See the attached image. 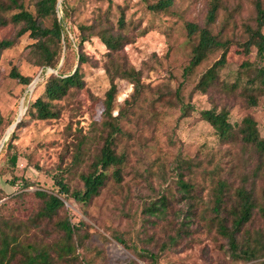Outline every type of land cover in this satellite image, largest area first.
Masks as SVG:
<instances>
[{
  "label": "rangeland",
  "instance_id": "rangeland-1",
  "mask_svg": "<svg viewBox=\"0 0 264 264\" xmlns=\"http://www.w3.org/2000/svg\"><path fill=\"white\" fill-rule=\"evenodd\" d=\"M155 1L58 0L57 16L64 21L65 35L57 68L37 64L32 52L35 40L29 33L3 50L0 58V113L4 116L0 127V197L5 201L0 207V232L22 234L26 241H49L61 233L58 220L69 218L75 224L81 221L88 224L79 230L80 237L75 236L79 261L83 264H152L136 248L159 254L160 244L175 234L188 208L187 201L180 200L182 193L176 183L180 172L176 157L180 155L198 162L193 171L181 172L184 178L197 182L200 208L190 218L179 243L163 251L158 264H233L226 240L201 218L202 208L210 199L207 172L215 168L234 187L241 184L243 174H248L250 185L260 199L264 195V155L239 140L222 141L212 125L202 118L201 111L225 105L230 108L232 123L253 115L264 137V91L254 107H249L240 95L247 82L242 64L259 62L255 48L246 54L240 45L247 39L246 25L257 24L254 0H220L218 20L213 27L214 32L221 31L224 38L232 41L227 64L219 71L221 79L240 84L239 90L232 93L219 86L208 93L194 89L200 76L223 50L210 54L184 75L194 44L186 23L203 25L211 0H173L170 10L153 11L148 2ZM24 2L35 13L33 0ZM65 4L69 6L67 16ZM121 12L126 22L124 32L130 38L122 51V59L142 71L145 85L135 104L129 106L120 120L124 133L117 138L116 148L118 153L126 155L123 180L121 183L109 181L89 202L69 197L57 217L50 221L40 219L34 216L42 205L36 191L58 192L59 187L55 185L58 174L64 175L71 190L82 189L80 174L88 169L87 158L100 141L103 101L110 88L104 68L107 47L95 35L80 46L79 26L95 24L99 28V24L105 25L109 19L114 24L113 30H117ZM15 31L13 23L0 26V40L12 38ZM82 53L87 57L83 63L79 60ZM78 67L84 84L55 101L60 112L58 117L43 120L26 113L35 98L43 93L45 80L51 74L60 71L69 74ZM13 69L31 77V82L24 84L13 78ZM116 84L115 113L120 106L128 107L125 100L134 91L127 79L119 78ZM179 86L180 97L175 95ZM182 103L191 105L187 114L180 109ZM22 108L24 112L20 115ZM19 117L20 126L17 124L9 134ZM84 136L87 138L84 153L80 163L73 165L76 146ZM12 152L18 155L15 167L7 161ZM161 194L175 197L166 217L160 219L150 216L145 207ZM263 225L264 218L257 214L249 227L254 230ZM118 236L128 246L118 241ZM260 260L239 264H258ZM4 264H18V258Z\"/></svg>",
  "mask_w": 264,
  "mask_h": 264
},
{
  "label": "trees",
  "instance_id": "trees-1",
  "mask_svg": "<svg viewBox=\"0 0 264 264\" xmlns=\"http://www.w3.org/2000/svg\"><path fill=\"white\" fill-rule=\"evenodd\" d=\"M33 3L35 13L26 7L24 0H0V26L13 23L16 27L12 38L0 40V58L3 50L11 48L17 39L29 33L35 40L32 44V52L36 56L37 64L57 68L62 58V37L65 35L64 21L57 16L58 0H33ZM172 4L173 0H156L152 3L148 2V7L153 11H166L170 10ZM254 6L257 24L255 27L246 25L247 39L240 43L246 54L255 48L259 58L257 65L250 61L242 64L245 68L244 74L247 76V82L240 90V95L244 97L249 107L257 106L259 96L264 91V0H254ZM68 7V4H65L66 16ZM220 8V0H211L203 25L193 21L186 23L188 35L194 39V44L189 65L184 70L185 76L202 64L210 54L223 50L221 56L200 76L194 87L204 93L218 86L227 93L238 91L240 87L238 82L225 81L219 74L220 69L227 64L228 50L232 42L224 38L221 31L216 33L213 30ZM99 25V28L95 24L80 25L78 41L82 46L85 41L95 35L107 47L108 58L104 68L110 79V88L106 91L103 101L100 141L87 158L88 169L80 174L83 182L82 189L71 190L64 175L58 174L55 176V185L59 187L58 192L36 191L42 199V205L34 216L40 219L45 218L50 221L57 217L61 209L65 207V199L69 197L75 198L78 202H89L101 193L109 181L114 180L121 183L123 180L126 155L118 153L116 148L117 138L124 133L120 120L128 112L129 106L135 104L145 85L142 81V71L122 59V51L130 39L124 32L126 22L123 12L117 20V30H113L112 25L114 24L110 23L109 19L106 20L105 25ZM65 37L69 41L68 36ZM79 60L83 63L87 61V57L82 53ZM65 74L64 71L51 74L45 80L43 93L35 98L26 113L43 120L58 117L60 112L56 108L55 101L66 97L73 88H81L84 84L79 67L72 73ZM11 76L24 84H29L32 79L21 74L17 69L11 71ZM119 78L129 80L133 84L134 91L131 97L125 100L128 107L120 106L115 113L116 80ZM175 95L180 97V86L176 89ZM190 106L182 103L180 107L182 113L187 114ZM201 116L212 125L222 141L239 140L254 152L264 155V137L261 136L258 122L253 115H246L241 122L232 123L230 108L224 105L220 108L213 106L202 110ZM3 123L4 116L0 113V127ZM85 142H87L86 136L77 144L73 155V165L80 163ZM17 160L16 152L8 155L7 161L11 167L17 165ZM197 163L180 155L176 157V166L180 171L176 182L178 191L182 193L180 200L187 201L188 208L185 210L183 220L175 229V234L169 235L168 240L160 244L159 254L146 248H136V251L150 259L152 264H158L161 253L179 243V238L186 231L185 228L189 225L190 218L196 216L200 208L196 197L197 182L184 178L185 175L181 172V170L183 172L193 171ZM254 174L256 175V170ZM217 175L215 168L207 172L211 183L210 199L202 208V220L210 229H214L217 235L226 240L227 251L233 264L264 258V225L254 230L249 227L257 214L264 218V195L258 199L254 188L250 185L248 174H243L241 184L235 187L228 178ZM174 197V194L170 196L161 194L151 200L145 209L150 216L160 219L166 217ZM4 201L0 203V207L4 205ZM87 225L83 221L75 224L69 218L59 219L57 226L61 233L49 241H26L22 234L1 231L0 264L8 263L16 258H18V264H67L72 261L74 264L79 261L75 236H78L81 227L84 228ZM116 239L128 246L123 238L118 236ZM79 264H83L82 261H79ZM258 264H264V259Z\"/></svg>",
  "mask_w": 264,
  "mask_h": 264
},
{
  "label": "water",
  "instance_id": "water-1",
  "mask_svg": "<svg viewBox=\"0 0 264 264\" xmlns=\"http://www.w3.org/2000/svg\"><path fill=\"white\" fill-rule=\"evenodd\" d=\"M35 86V82H33L31 84V91L33 90V87ZM20 121V117L18 118V120H16V122L14 124H12L10 130L8 131V133L10 134L11 131H13L15 129V127L17 126L18 122Z\"/></svg>",
  "mask_w": 264,
  "mask_h": 264
},
{
  "label": "bare ground",
  "instance_id": "bare-ground-1",
  "mask_svg": "<svg viewBox=\"0 0 264 264\" xmlns=\"http://www.w3.org/2000/svg\"><path fill=\"white\" fill-rule=\"evenodd\" d=\"M30 87V86H29ZM27 106V105H26ZM24 112V108L21 109L20 115H22Z\"/></svg>",
  "mask_w": 264,
  "mask_h": 264
},
{
  "label": "built area",
  "instance_id": "built-area-1",
  "mask_svg": "<svg viewBox=\"0 0 264 264\" xmlns=\"http://www.w3.org/2000/svg\"><path fill=\"white\" fill-rule=\"evenodd\" d=\"M4 201V198L0 197V203H2Z\"/></svg>",
  "mask_w": 264,
  "mask_h": 264
}]
</instances>
